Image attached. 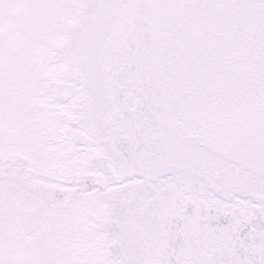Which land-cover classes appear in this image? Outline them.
<instances>
[{
  "label": "snow or ice",
  "instance_id": "6c2138e0",
  "mask_svg": "<svg viewBox=\"0 0 264 264\" xmlns=\"http://www.w3.org/2000/svg\"><path fill=\"white\" fill-rule=\"evenodd\" d=\"M0 264H264V0H0Z\"/></svg>",
  "mask_w": 264,
  "mask_h": 264
}]
</instances>
